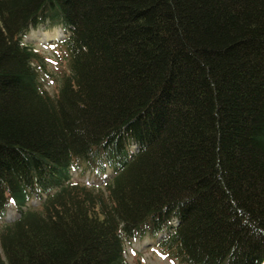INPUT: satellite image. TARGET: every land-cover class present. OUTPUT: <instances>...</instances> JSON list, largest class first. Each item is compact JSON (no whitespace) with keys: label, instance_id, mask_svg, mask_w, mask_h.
Segmentation results:
<instances>
[{"label":"trees","instance_id":"obj_1","mask_svg":"<svg viewBox=\"0 0 264 264\" xmlns=\"http://www.w3.org/2000/svg\"><path fill=\"white\" fill-rule=\"evenodd\" d=\"M46 24L66 33L55 96L23 43ZM10 207L0 264H127L161 234L182 264H264V0H0Z\"/></svg>","mask_w":264,"mask_h":264},{"label":"rangeland","instance_id":"obj_2","mask_svg":"<svg viewBox=\"0 0 264 264\" xmlns=\"http://www.w3.org/2000/svg\"><path fill=\"white\" fill-rule=\"evenodd\" d=\"M61 34V37L60 35ZM59 35V37H56ZM65 30L60 27L43 25L27 33L23 43L35 48L44 59V68L39 72L40 78L45 89L52 96L57 95L64 77L70 74L68 53L60 42L65 38ZM47 37V38H46ZM70 181L73 183H82L95 188H103L106 182L111 181L113 171L106 169L100 177H93L91 172L83 174L81 170L70 172ZM46 195H42L45 197ZM43 199H32L27 204L29 207H40ZM18 217V212L10 207L4 218L0 220V231L6 225ZM159 235L156 238L145 236L143 238L131 239L124 243V258L127 264H182L179 259H175L170 254L160 252L156 248V243L160 240Z\"/></svg>","mask_w":264,"mask_h":264},{"label":"bare ground","instance_id":"obj_3","mask_svg":"<svg viewBox=\"0 0 264 264\" xmlns=\"http://www.w3.org/2000/svg\"><path fill=\"white\" fill-rule=\"evenodd\" d=\"M56 37H59V35H56ZM47 38V37H46Z\"/></svg>","mask_w":264,"mask_h":264}]
</instances>
